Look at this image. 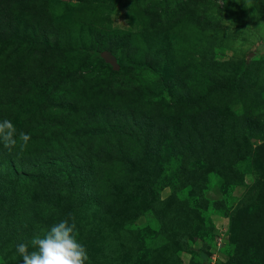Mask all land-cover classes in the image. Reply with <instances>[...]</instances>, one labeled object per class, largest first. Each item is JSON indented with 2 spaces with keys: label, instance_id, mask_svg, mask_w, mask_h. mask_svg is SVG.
<instances>
[{
  "label": "rangeland",
  "instance_id": "rangeland-1",
  "mask_svg": "<svg viewBox=\"0 0 264 264\" xmlns=\"http://www.w3.org/2000/svg\"><path fill=\"white\" fill-rule=\"evenodd\" d=\"M0 27L31 136L0 143V264L69 214L86 264H264V0H0Z\"/></svg>",
  "mask_w": 264,
  "mask_h": 264
},
{
  "label": "clouds",
  "instance_id": "clouds-1",
  "mask_svg": "<svg viewBox=\"0 0 264 264\" xmlns=\"http://www.w3.org/2000/svg\"><path fill=\"white\" fill-rule=\"evenodd\" d=\"M31 136L18 131L9 119L0 120V143L10 151L27 149ZM75 217L69 216L48 228L44 234L34 235L30 242L16 245L22 264H86L89 260L85 246L77 239ZM30 246L33 250H29Z\"/></svg>",
  "mask_w": 264,
  "mask_h": 264
},
{
  "label": "trees",
  "instance_id": "trees-1",
  "mask_svg": "<svg viewBox=\"0 0 264 264\" xmlns=\"http://www.w3.org/2000/svg\"><path fill=\"white\" fill-rule=\"evenodd\" d=\"M3 37H4V36H3V34H2V29H1V27H0V40L3 41ZM106 54H107V52L102 53V55H103L104 57H106ZM117 64H118V63H117ZM118 65H119V64H118ZM111 66H112V65H111ZM112 67H113V66H112ZM119 67H120V65H119ZM132 68L150 69V70L154 71L153 68L150 67L149 65H147V64H140V63L133 64ZM113 69H114V67H113ZM114 70H116V69H114ZM119 70H120V69H119ZM16 80H17V79H16ZM16 80H15V81H12V82L10 83V85L16 83ZM11 171H12V174H14V170L12 169Z\"/></svg>",
  "mask_w": 264,
  "mask_h": 264
},
{
  "label": "water",
  "instance_id": "water-1",
  "mask_svg": "<svg viewBox=\"0 0 264 264\" xmlns=\"http://www.w3.org/2000/svg\"><path fill=\"white\" fill-rule=\"evenodd\" d=\"M105 58L107 59L108 63H110V65H112L114 67V69H116V70L120 69L119 65L117 64L116 59L112 55L107 53Z\"/></svg>",
  "mask_w": 264,
  "mask_h": 264
}]
</instances>
